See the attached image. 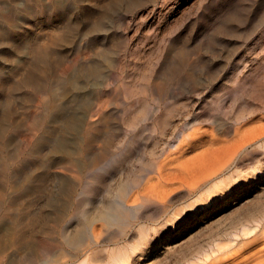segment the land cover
<instances>
[{"label": "bare ground", "instance_id": "6f19581e", "mask_svg": "<svg viewBox=\"0 0 264 264\" xmlns=\"http://www.w3.org/2000/svg\"><path fill=\"white\" fill-rule=\"evenodd\" d=\"M137 1L170 2L0 0V264H131L170 225L236 199L241 167L263 171L246 160L264 151V124L248 121L264 109V52L243 65L235 49L252 18L264 37V0L198 11V41L159 40L115 86L129 45L121 9ZM126 166L118 186L106 181ZM219 238L211 253L223 252ZM239 261L264 264V249Z\"/></svg>", "mask_w": 264, "mask_h": 264}, {"label": "rangeland", "instance_id": "374dc122", "mask_svg": "<svg viewBox=\"0 0 264 264\" xmlns=\"http://www.w3.org/2000/svg\"><path fill=\"white\" fill-rule=\"evenodd\" d=\"M220 1H222V5L224 4L223 6L221 5V3L219 4V2H218L219 5L218 4L217 6L214 5L215 0L213 1L212 0H178V1L170 0V2L168 3L169 5L167 6V9H165L166 8L165 6H160L161 3L154 5L153 2L148 3V2H143V1L142 2L137 1V3L140 2L139 6H142L140 8L138 7V4H136V2L129 5L131 6L130 8H127L126 6H124V8L121 9V13H120V16L122 17L121 19L122 24L119 30H121L122 32H119L118 34H122V36H124L123 35L124 31L125 32L128 31V34L126 36L129 38V39L127 38L129 45H127L126 49L122 51L121 53V56H122L121 62L118 67V70L116 71L117 73L116 79H115L116 81L114 80L117 84L115 82L113 84L115 86L116 85L118 86L119 82L121 83L124 79L130 76V73H131L130 64H132L131 61H134L133 59L136 54H138L137 55L138 57L141 56V58H143L146 54L150 53L151 50L154 51V49L157 48L158 45H160V41L163 40L164 38L171 37L172 41L171 43H169L170 44L169 47L177 48L178 46H181L182 44L184 45L185 40H187L189 36H190L189 37L190 39L192 37L193 40H196V38L198 37L197 34L198 35L204 34L201 31L203 30V28L199 26L201 19L197 18V15H199L198 11L199 12L207 11L208 16L212 14L213 12L214 14L213 17H215L216 15L222 12V9H226L227 7L234 9L236 6V3L232 2V0H228V2H226L227 0H220ZM242 1H243L242 3L240 1V5H239V7L241 8V12L243 11L247 12V10L250 9L251 1L250 0H242ZM126 4L127 3H125L124 5ZM209 4L211 5L209 6V9L206 10L205 7ZM133 6L135 7V10ZM169 6L171 7V10H168L170 8ZM127 9H128V12L125 13ZM131 9L133 10V12ZM167 11H170V12L168 13ZM192 14H194V16ZM143 15H146V16H144L143 18ZM162 15H164V17ZM158 16L162 19L161 25L159 24L160 31H159V35L156 38H153V34L149 32L150 31L149 29H151L152 20L154 19L153 17L158 18ZM176 17L178 18V21H175ZM256 21H257L256 19L252 18L251 22L249 23V26L244 30H240L241 32L239 33V38H237L239 39L237 40L238 41L237 44L239 45V48L238 50L237 48L235 49V53L238 54L237 56L238 62H241V64L244 62L243 65L245 64L249 65L251 63L253 64L255 62V60L253 62V59L260 58L264 52V49H263L264 48L263 46L264 37H262L261 34L259 35L260 33L259 29L261 30L262 26L260 25L261 26L260 28L259 27L255 28ZM195 23H197V26L195 25ZM148 24L150 26H148ZM154 24H155L154 27H157L158 21L155 20ZM257 25H258V22H257ZM162 35L163 37H159ZM259 41L260 43H258ZM174 44L176 46H174ZM257 44H259L258 45L259 48ZM261 45L263 46V48ZM241 59L243 61H241ZM259 62H261L260 59H259ZM259 68L261 67H258V69ZM248 121L249 123L250 122L252 123V124L251 123L249 124V127L257 126L259 124L260 125L264 124V109L260 111H256L252 114H249ZM148 146L151 147V144ZM256 151L253 154V156L246 161L255 162L254 163L255 167L258 166L263 171L251 170L249 172H244L245 167H241L242 170H240V173H242V177L240 178V183H238L237 185L238 190L240 191L238 192L239 196L236 199H233V200L226 199L227 200L226 203H224V206L221 207L220 203H218L216 206L214 205L219 201L220 197L217 196V198H214L213 204H210L209 206H206L205 208L200 209L198 213L200 214L199 216H201L202 219L200 217V220L199 222H197V224H193L192 220H190V222L188 221L187 223H184L183 225L182 224L177 225L178 224L177 222L176 223L177 227H175L176 225H170V227L167 229L170 235L167 233L165 234L166 230L163 234H159L157 236L156 244L154 246L147 248L146 251L142 253L141 251H137L138 253L136 252L134 254L133 259L131 260V264H187V263L190 264L192 261L194 264H238L241 258L250 257L252 255H255V253H257L258 251L264 249V221H261L259 225L254 223L255 221L251 223V228L254 230L252 234L243 235V232L241 231L243 223H246L247 221L254 220V219L264 218V151L263 149H259V150L256 149ZM130 164L132 165V162L129 163V165ZM127 169L128 167L126 166L121 170L120 169L114 170L111 173V175L107 174L105 176L106 181L109 182L110 185L112 184L113 186H118V184L121 183L123 179H126L128 177ZM242 192H245V193L241 194ZM97 200L99 201L100 204H103L104 202L108 200L107 194L105 196V193H101L97 197ZM180 203L181 202L178 201L175 203V205L179 206ZM78 223L80 224L81 221L79 222L78 220L76 221L74 220V225L75 224L79 225ZM217 237H220L218 241L221 242L219 244L223 245V252L221 251L220 253L218 252L211 253L210 249L208 248V245L210 247L212 244L211 241ZM229 237L232 238L233 241L235 242L233 245L234 247H230V244L226 243L227 238ZM248 242L251 243L249 246H247ZM200 249L203 250V253H201L202 251L200 252ZM200 253H201V257L205 256V262L203 258L199 260L197 259L198 258L197 256ZM250 264H254V263H250Z\"/></svg>", "mask_w": 264, "mask_h": 264}]
</instances>
